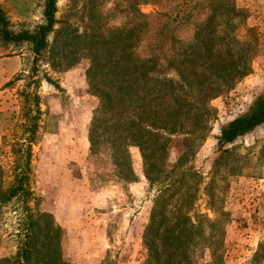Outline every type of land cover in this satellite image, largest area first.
I'll return each instance as SVG.
<instances>
[{"label":"rangeland","instance_id":"374dc122","mask_svg":"<svg viewBox=\"0 0 264 264\" xmlns=\"http://www.w3.org/2000/svg\"><path fill=\"white\" fill-rule=\"evenodd\" d=\"M233 1L246 10L245 24L256 31L252 70L210 102V130L204 141H195L194 154L181 168L200 176L186 178L196 190L194 209L221 219L224 264H246L264 242V124L228 146L229 152L213 165L219 128L264 90V0ZM44 4L45 0H0L14 31L44 23ZM56 7L57 23L35 64L29 44L0 40V192L11 181L14 154L23 140L19 93L35 91L42 116L31 146L28 264H143L142 234L157 188L144 177L137 147L128 148L132 182L117 178L104 145L91 154L88 132L99 100L88 71L94 57L101 61L103 52L116 46L113 30L130 26L132 9L140 24L141 15L155 8L143 0H57ZM179 144L167 150V168L183 153ZM26 228L19 202L0 204V260H7L0 264H17ZM208 260L205 253L199 262Z\"/></svg>","mask_w":264,"mask_h":264},{"label":"trees","instance_id":"16d2710c","mask_svg":"<svg viewBox=\"0 0 264 264\" xmlns=\"http://www.w3.org/2000/svg\"><path fill=\"white\" fill-rule=\"evenodd\" d=\"M56 2L45 0L44 23L33 30L19 31L10 28L0 5V40L29 44L35 64L57 23ZM143 2L155 9L142 14L140 24L132 9L130 26L113 30L112 44L116 46L104 51L101 61L94 57L88 71L99 100L89 126L90 152L104 145L110 150L117 178L132 182L135 174L128 148L137 147L144 177L157 188L142 234L143 264H224L221 219L209 218L194 209L196 190L186 178L200 176L193 169L181 167L193 153L195 141H204L210 130L206 123L214 115L210 102L251 73L256 31L245 24L246 10L233 0ZM19 97L23 140L14 154L11 181L0 192V204L14 200L21 204L27 228L16 262L28 264L33 217L27 205L32 196L31 146L36 142L42 111L41 98L35 91L23 90ZM262 124L264 90L244 112L219 128L215 136L218 156L213 166L229 152L228 146ZM177 142L184 151L167 168V150ZM219 215L226 216L223 212ZM205 253L209 260L200 263ZM246 264H264V242Z\"/></svg>","mask_w":264,"mask_h":264}]
</instances>
